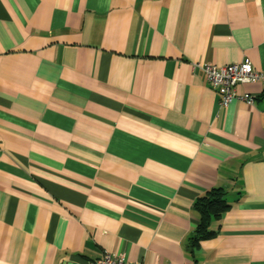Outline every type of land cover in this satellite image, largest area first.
Here are the masks:
<instances>
[{"label":"crops","instance_id":"crops-1","mask_svg":"<svg viewBox=\"0 0 264 264\" xmlns=\"http://www.w3.org/2000/svg\"><path fill=\"white\" fill-rule=\"evenodd\" d=\"M246 59L264 0H0V264H264V85L194 66Z\"/></svg>","mask_w":264,"mask_h":264},{"label":"built area","instance_id":"built-area-1","mask_svg":"<svg viewBox=\"0 0 264 264\" xmlns=\"http://www.w3.org/2000/svg\"><path fill=\"white\" fill-rule=\"evenodd\" d=\"M205 72L211 87L220 95V105L227 108L238 98L252 105L255 98L248 92L237 93L236 87L241 83L261 82L264 85V72L254 68L249 60L218 66L208 63H197ZM85 264H142L131 261L125 255L106 253L100 258L90 259Z\"/></svg>","mask_w":264,"mask_h":264},{"label":"trees","instance_id":"trees-1","mask_svg":"<svg viewBox=\"0 0 264 264\" xmlns=\"http://www.w3.org/2000/svg\"><path fill=\"white\" fill-rule=\"evenodd\" d=\"M195 208L200 213V220L197 228L191 237L193 247L199 245L204 239H210L217 233L211 226L213 218H219L229 205L225 199V191L222 188H215L207 192L195 202Z\"/></svg>","mask_w":264,"mask_h":264}]
</instances>
